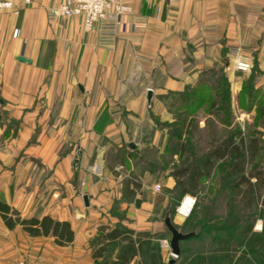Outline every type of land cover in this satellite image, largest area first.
Masks as SVG:
<instances>
[{
    "label": "crops",
    "instance_id": "1",
    "mask_svg": "<svg viewBox=\"0 0 264 264\" xmlns=\"http://www.w3.org/2000/svg\"><path fill=\"white\" fill-rule=\"evenodd\" d=\"M61 1L0 11V199L75 232L59 246L16 226L17 264H96L91 241L103 224L165 232L170 199L157 185L175 181L150 170L147 152L166 154L174 126L197 142L210 126L264 123V0H125L115 41L98 23L85 31L81 17L51 18ZM237 47L254 58L249 73L226 70ZM130 179L141 187L126 188Z\"/></svg>",
    "mask_w": 264,
    "mask_h": 264
},
{
    "label": "rangeland",
    "instance_id": "2",
    "mask_svg": "<svg viewBox=\"0 0 264 264\" xmlns=\"http://www.w3.org/2000/svg\"><path fill=\"white\" fill-rule=\"evenodd\" d=\"M182 114L179 113L181 118L184 117ZM173 128L185 135L183 140L176 139L168 142L166 154L161 158L156 157V150H149L147 163L152 172L161 170L164 172V177H172L175 181L173 186L166 189L161 187L158 190L165 191L170 199V204L161 218L164 220L167 212L170 211L174 223L180 230L200 232V236L197 239L182 241L181 248L185 253L175 258L170 247L171 234L167 228L165 232L145 235L143 256L139 257L137 262L140 264H170L171 260L175 259L174 264H264V243L262 247L255 246V243L247 244L243 236L244 228L252 224L253 233L261 234L264 238V203L255 196H251L252 201L250 202L248 197L243 196L245 186H234L239 176L233 174V166L237 163L233 157L216 162L210 174L201 179L198 189L194 192L188 191L190 185L187 182V173L182 176L179 183L174 175L183 168L193 170L200 167L210 149L227 139L235 131L237 133L241 131L248 140L256 134L259 140L261 139L260 153L253 162H248L247 167L249 170L258 167L264 169V139L261 138L264 133V123L261 126L258 124L243 127L210 126L211 131L209 132L206 128V131H198L199 140L197 142L188 136L191 131L189 126L179 125ZM236 141L238 142V138ZM187 196L194 199L195 203L188 216H181L178 210ZM216 233L219 239L214 241ZM18 236L17 231H12L6 227L4 222L1 223L0 264L18 263L16 261L17 248L11 246V242ZM166 239L169 245L164 243ZM223 239L229 241L230 248L227 247L229 250L224 254H216V249L223 246L220 241ZM254 239L257 238L254 237ZM94 240L91 241L93 249L97 246Z\"/></svg>",
    "mask_w": 264,
    "mask_h": 264
},
{
    "label": "trees",
    "instance_id": "3",
    "mask_svg": "<svg viewBox=\"0 0 264 264\" xmlns=\"http://www.w3.org/2000/svg\"><path fill=\"white\" fill-rule=\"evenodd\" d=\"M247 88H249V86ZM191 112L193 111H184L182 114L184 116L183 118H187V114ZM258 112L260 116H264L263 108H260ZM223 113L224 120L229 123L231 111L227 105L225 106ZM174 131L177 140L182 141V133H178L177 129H174ZM191 132L192 131H190V134H192ZM237 138L238 142L236 141ZM260 140L257 135H254L248 140L241 131L239 133L235 131L227 139L210 149L200 167H196L193 170L183 168L180 169V171L175 172L174 175L178 178L179 183L182 176L187 173V182H189L190 185L188 191L194 192L198 189L201 179L210 174L216 162L233 157L237 161L233 166V174L239 176L234 186H245L243 196L248 197L250 202L252 201L251 196H255L257 199H261L264 203V169L258 167L257 169L249 170L247 167L248 162H253L260 153ZM130 183H134L132 179L128 181L126 188L129 189ZM134 184L138 188L141 187L140 183ZM129 194L135 195V190L130 191ZM0 218L10 230H13L16 226L20 225L23 230L32 237H53L55 243L59 246L70 244L75 237V232L69 221L56 220L51 216H44L42 218H24L18 210L10 207L1 199ZM145 235L148 234L136 235L133 230L122 226L113 227L107 224L101 225L99 227L98 235L94 240L97 242V246H95L93 251V258L97 261L96 264H136L137 258L143 256ZM199 236L200 232L196 233L188 240L194 238L197 239ZM243 236L245 241H247V244L253 245L255 243V246L262 247L264 243V238L261 234L253 233L252 224H249L244 228ZM254 237L257 239H254ZM214 238V241L218 240L219 235L216 233ZM220 241L223 243V246L216 249V254H224L230 248L228 240L223 239ZM116 249H118V252L116 258L113 259L111 256ZM184 253L185 251L182 249L180 257L183 256ZM175 262L176 260L173 263L170 262V264H174Z\"/></svg>",
    "mask_w": 264,
    "mask_h": 264
},
{
    "label": "built area",
    "instance_id": "4",
    "mask_svg": "<svg viewBox=\"0 0 264 264\" xmlns=\"http://www.w3.org/2000/svg\"><path fill=\"white\" fill-rule=\"evenodd\" d=\"M40 0H0V11L9 10L16 5H35ZM131 7L125 0H62L59 4L48 9L51 18L81 17L85 31H91L96 23L99 24L102 35L108 41H115L118 34L128 24V15ZM232 58L226 66L227 72L249 73L254 67L253 56L244 53L240 47L233 48ZM160 189V186H157ZM188 199V196L182 202ZM195 200L191 201L189 214L194 206ZM181 205V206H182ZM180 212V208L178 210ZM164 243L169 245V241ZM19 264H32L28 261H20Z\"/></svg>",
    "mask_w": 264,
    "mask_h": 264
},
{
    "label": "water",
    "instance_id": "5",
    "mask_svg": "<svg viewBox=\"0 0 264 264\" xmlns=\"http://www.w3.org/2000/svg\"><path fill=\"white\" fill-rule=\"evenodd\" d=\"M20 60L22 61H30L22 56L19 57ZM152 90H149L148 92V100L151 101L152 99ZM129 147L135 150H138V146L135 143H129ZM85 202L88 205L89 204V198L87 195L84 196ZM164 223L168 229V231L171 234V239H170V247L172 250V254L173 256H175V258L179 257L182 253V248H181V242L188 240L189 238H191L192 236H194L196 234L195 231L192 232H183L182 230H180L178 228V226L174 223L171 212L168 211L165 218H164ZM175 261V259L171 260V262L173 263Z\"/></svg>",
    "mask_w": 264,
    "mask_h": 264
},
{
    "label": "bare ground",
    "instance_id": "6",
    "mask_svg": "<svg viewBox=\"0 0 264 264\" xmlns=\"http://www.w3.org/2000/svg\"><path fill=\"white\" fill-rule=\"evenodd\" d=\"M192 198L188 196V199L183 203V205L180 207V212L179 214L182 216H188L189 215V210L192 206L191 204Z\"/></svg>",
    "mask_w": 264,
    "mask_h": 264
}]
</instances>
